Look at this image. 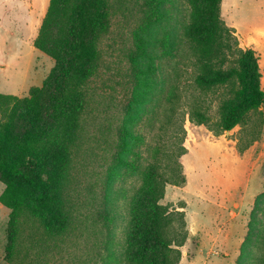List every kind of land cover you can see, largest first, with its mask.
Here are the masks:
<instances>
[{"label": "rangeland", "instance_id": "1", "mask_svg": "<svg viewBox=\"0 0 264 264\" xmlns=\"http://www.w3.org/2000/svg\"><path fill=\"white\" fill-rule=\"evenodd\" d=\"M49 3L0 0V93L26 98L53 69L54 60L34 47ZM189 11L187 0L112 1L65 181L69 230L50 237L39 222L24 223L10 261L11 211L0 203V264H124L129 213L156 145L158 112L178 75L182 87L194 77L184 37ZM221 13L240 47L256 51L264 90V0H222ZM209 116L213 127L217 101ZM184 128L186 182L168 185L161 200L174 214L184 212L188 239L179 264H264V108L220 136L188 116ZM170 142L162 135L163 145ZM4 189L0 182V195Z\"/></svg>", "mask_w": 264, "mask_h": 264}, {"label": "trees", "instance_id": "2", "mask_svg": "<svg viewBox=\"0 0 264 264\" xmlns=\"http://www.w3.org/2000/svg\"><path fill=\"white\" fill-rule=\"evenodd\" d=\"M112 1L50 0L34 47L54 60L53 69L26 98L0 93V182L5 186L0 203L11 211L6 246L10 261L17 255L24 223L39 222L50 237L69 230L65 181L84 129L83 111L101 60L99 45L109 31ZM187 2L184 37L195 58L194 77L182 87L178 75L158 112L156 145L129 213L124 264L181 261L179 248L188 239L184 212L174 214L161 200L168 185L186 182L181 163L188 153L183 146L186 116L191 124L208 126L220 136L245 126L252 113L264 108L259 57L254 49L240 47L222 18V0ZM180 64L174 66L176 73ZM216 101L219 118L211 127L209 111ZM162 135H168L170 147L162 144Z\"/></svg>", "mask_w": 264, "mask_h": 264}, {"label": "water", "instance_id": "3", "mask_svg": "<svg viewBox=\"0 0 264 264\" xmlns=\"http://www.w3.org/2000/svg\"><path fill=\"white\" fill-rule=\"evenodd\" d=\"M227 133H229V132H227Z\"/></svg>", "mask_w": 264, "mask_h": 264}]
</instances>
